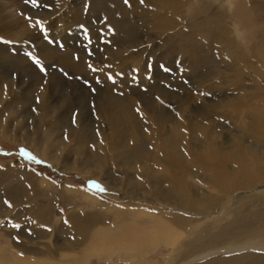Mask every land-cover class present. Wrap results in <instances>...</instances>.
<instances>
[{"label":"rangeland","instance_id":"rangeland-1","mask_svg":"<svg viewBox=\"0 0 264 264\" xmlns=\"http://www.w3.org/2000/svg\"><path fill=\"white\" fill-rule=\"evenodd\" d=\"M189 1L197 2L198 0ZM187 2L188 0L180 9V16H185L184 19H188L189 15ZM209 2L212 3L211 6L207 5V0H199V8H203L197 12L196 16H198L191 23L206 17L211 11L210 8L219 5L221 11H226L233 8L235 3L237 9L240 3L242 6L239 7L240 10L242 8L248 11H246L247 17L257 22L261 32L253 36L246 29L244 22L246 19L232 13L222 20L223 25H227L228 29L239 28L245 38L246 52L251 51L253 41L259 50L264 46V0H210ZM44 4H48L49 7L45 8ZM40 5L37 7L29 0H0V19L2 20V22L0 20V83L2 84L0 101L5 102L6 99V101H12L6 110L0 106V125H4L3 122L6 119L10 132L7 136L0 134V259L7 263L16 253L27 252L24 256H31L30 258H34L35 254L47 256L46 264H76V260L78 263L81 262L85 252L92 248L91 242H98L107 237L115 239L116 236H123V241L135 247L133 249L136 254L138 253L137 255L128 253L123 256L116 251L110 257H105L100 252L94 254L91 250L86 264H264V253L255 252L252 254L251 252H221V254L215 252L205 258L194 259L200 254L233 244L237 238L241 239L240 242L264 241V228L262 229L264 227V193L240 204L230 202L228 206H222L218 213L209 216L210 218L203 215L204 223L195 230L189 231L174 248L161 242L160 245H152L141 250L139 244L143 242L148 244L150 241L148 235L152 232L154 225L147 220V217L141 218L140 221L139 216L131 208L128 210L121 208L123 202L136 205L140 203L149 206L158 205L163 208L171 206L168 209L179 212L172 206V202L177 203L178 199L173 197L169 200L157 192V188L168 184L164 169H158V179L151 177L150 180H153L151 183L147 178L136 177L135 171L151 166V162L147 159L151 140L146 126L159 128L154 136L159 137L162 127L165 131H173L176 137L183 134L192 141L201 143L206 135L220 139L219 132L222 127H225L224 132L227 134L229 119L246 123L247 119L243 115L237 117L236 114H231L229 118H222L219 116L221 109L215 107L213 113L209 110V102L215 103L217 97L235 93L229 87L226 88L227 83L219 81V77L222 78L219 66L224 65L217 62L218 58L214 51L211 53L213 50L211 45L215 44L218 47L219 44L213 39L203 42L202 48L193 60L189 56L186 57L187 55L179 57L176 50L170 53L167 47L159 48L163 41L151 38L152 42L147 38V34L158 31L162 26L151 22L144 23L149 20V17L139 16L138 9L146 12L138 0H133L135 22L126 18L123 13L119 15L120 9L126 8L124 0H40ZM74 5L81 10L79 17H70V20L62 22L59 15L66 11V7ZM105 13H107L106 18ZM43 15L45 19L44 17L42 19ZM142 19L143 25L140 24ZM183 20L175 19L171 29L173 34L181 27L188 25V21ZM41 22L48 28V36L56 41L55 44L49 43L44 38ZM115 32L118 33L115 34ZM235 35L234 31L231 32V36ZM89 38L92 40L91 45L88 44ZM9 41L11 43H8ZM104 41H110V43ZM61 44L63 47L60 46ZM205 44L210 46L205 47ZM130 46L136 47L138 51L132 53ZM147 46L153 49L151 48L150 53L143 55L142 50H145ZM121 47L127 48V52L121 55L122 63L126 67L123 69L124 77L115 80V83L108 79L109 76L99 77L92 68H89V63L101 60L103 54L115 53L114 50L118 52ZM87 48H91L95 55L88 56ZM29 52L41 60L47 69L46 74L41 72L40 66L27 55ZM77 56L79 59H76ZM224 56L227 57L225 52ZM97 80L100 82L97 83ZM85 81H88V84H85ZM200 82H202L201 85ZM46 83H54L57 86V94L67 93L66 97L69 100L70 97L73 98L69 106L71 109L68 107L62 118L60 114L65 109H59L54 118L60 117V120H54L50 124L47 122L49 125L45 121L42 122L43 124L39 121L37 108L34 105ZM50 85L49 87L54 86ZM89 85L95 89L94 92L90 90ZM210 85L212 88H207ZM68 88H71V93L67 91ZM12 95H16L15 101ZM167 95L175 97L173 110L166 105L168 100L164 97ZM111 103H115L112 107L113 123L124 119L130 124L133 123L132 120L136 123L122 133L126 134L127 143L132 144L136 142V136L140 135V153L137 156L120 154L121 151L115 152L110 146L109 149L100 140L97 128L93 127L96 121L110 119V114L105 117V112ZM24 105L25 108L20 109ZM148 109L156 110L159 114L158 119L149 117L152 112ZM183 109L187 111L185 118L181 115ZM18 110H21L26 117L17 116L15 112ZM79 111L85 113L83 118L85 125L88 126L87 134L77 143L70 141L66 152L57 153L58 161L45 158L36 151L35 146L27 144L29 141L27 136L30 134L28 138H33L35 136L33 132L36 129L39 133L42 130V136L40 134L42 143H48V140L52 139H55L58 144L62 141L67 142L65 136L71 131L70 127L75 124L73 123L74 115ZM208 121L213 125V130L209 134L202 128ZM185 127L186 133H184ZM21 149L29 150L37 160L43 163L26 159L21 155ZM99 156L104 161L108 160L112 163L107 164L108 161L104 162ZM76 159L78 170L71 164L76 162ZM118 159H121L120 163L123 166ZM65 162L71 166L64 165ZM99 162L101 164H98ZM192 171L188 174V178L201 183L200 178L194 175L196 171ZM162 172H165V175ZM141 179L147 180L145 191L137 186L142 182ZM91 182H99L107 191H98L92 187ZM146 192L149 193V198H151L150 195L159 196L161 200H155L159 204H156L152 198L146 200L144 198ZM102 195H105L107 199ZM186 214L194 218L202 217L197 213ZM65 221L68 223L66 224ZM13 224H20L22 227L16 229L13 228ZM254 229H259L262 233L251 234ZM245 236H248L247 239ZM135 241L138 247L134 244ZM21 249L24 252H21ZM74 250L79 252L78 255L69 257ZM64 254L69 255L66 257ZM129 258H133V261Z\"/></svg>","mask_w":264,"mask_h":264},{"label":"bare ground","instance_id":"bare-ground-1","mask_svg":"<svg viewBox=\"0 0 264 264\" xmlns=\"http://www.w3.org/2000/svg\"><path fill=\"white\" fill-rule=\"evenodd\" d=\"M186 1L187 0H144V3L140 2L142 8L144 9L146 13L141 12V9H138V12H140L139 16L141 17L143 16L142 18L149 17V20H146L144 23L151 22V23H156L157 26H162V28H159L158 31L148 33L147 38H149L151 41H152L151 38L161 39L163 41V44L159 46V48L167 47L170 53L175 52L176 50L178 51L177 53L179 54V57L180 56L185 57L187 55L186 57L189 56V58H192V60L199 53L198 51L200 48H202L203 42H207L212 39L215 40L219 45L218 47L215 44L211 45V47L213 48L211 53L214 51L218 58V61L217 60L216 61L224 65V66L222 65L219 66V69H220L219 73L222 74V78L219 77L220 79L219 81H221L222 83H227L228 86L226 84V88L229 87L235 93H233L230 90V92L233 93L232 95L230 96L226 95L224 97H219V98L217 97L215 99L216 100L215 103H213L212 101L209 102L208 104L209 110L213 113L214 108L217 107V109L219 108L222 111V112L220 111L219 113V116L222 118L223 117L229 118L231 114H236L237 117H240L241 115H243L245 119L247 120H246V123H238L235 121H231L229 119L228 126L230 128L228 127L227 134L224 132L225 127H222V128L220 127L221 128L219 132V135H221L220 139L212 138L211 136L206 135V137L203 139L201 143L198 142L200 145H198L197 142L192 141V139H190L189 137L184 136L183 134L181 135L179 134V136L176 137L174 136L173 131H165L162 127H161V131H159L160 132L159 137L154 136V134H157V131L159 130V128H157V126L156 127L146 126L148 130L147 133L150 135V140H151V147L149 149V152L147 153L148 154L147 159L151 162L152 167L149 166L148 168L146 167V168L138 169L137 171H135L137 172L136 177L139 176L142 178H147L148 181H150L151 183V181H153V180H150L151 177L153 178L154 176L156 177V179H158L157 178L158 169L159 168L164 169L166 171V173L164 172L166 174L165 180L168 182V184H166V186L164 187L161 185L162 188L161 187H160L161 189L157 188V192L163 195L165 198H169V200H172L173 197L178 199L179 201L177 203L172 202V206L174 207L172 208L179 212H174L168 209V207H171V206H167L163 208L158 205L156 206L150 205L151 206L150 207L148 204L147 206L145 204H140V203L139 205H136L134 203H125V202L121 204L122 206L120 205L121 208L123 207V209L125 210H128L131 208L133 212H136V214L139 216L140 221H141V218L147 217L148 218L147 220H150L152 225H154L152 228L153 229L152 232L148 235L150 237V241L148 242V244L144 242L142 244H139V248L140 249L142 248L144 250L145 248H148L149 246L158 245L161 242H164L166 245H169L173 248L175 246L177 247L181 239L187 236L186 234H188L189 231L191 232L192 229L195 230V228L200 227L201 224L204 223L203 215L204 217L206 216L208 218L209 216L218 213L219 210L222 208V206L223 207L228 206L230 202H233L234 204H240L249 198L251 199L252 197H255V196H258L264 193V102H263L264 101V46H262L259 50L257 49L258 46L256 45V43L253 41L251 51L246 52L245 38L243 37L242 33H240L239 28L228 29L226 27L227 25L226 26L223 25L222 20L225 17H228V14L230 13H232V15H236L237 17L245 18L246 21H244V19L242 20L246 24V29L253 36L258 35L261 32L260 28L257 22H255V20L253 22L249 17H247V14H248L246 13L247 10L245 9L243 10L242 8L240 10L239 8L241 6L240 3L237 9H236V3H235L233 8L226 9V11H221L219 9L221 8V6L219 5L218 7L213 6L215 8H212V9L210 8L211 11H209L206 17H202L201 19L199 18L200 20H197V22L191 23V21L195 19V17L198 16V15L196 16L197 12L200 11L203 7L201 9L199 8V0L197 2H191L188 0L186 5L189 10V15H188V19H184L185 16L184 17L180 16V9L182 5L185 4ZM207 1H208L207 5L211 6L212 3L209 2L210 0H207ZM125 7L126 8L120 9L119 15L120 13L121 14L123 13L126 18H128L132 22H135L134 21L135 11L133 9V0H130V3L128 5H125ZM217 9H219L220 11ZM80 11L81 10H79L77 6L75 5L69 6V7H66V11L64 13H61V15H59V18L61 19L62 22H64V21L70 20L69 19L70 17H79ZM65 14L66 16H64ZM104 15L106 18L107 13H105ZM43 17L44 15L42 16V19ZM175 19H178L180 21L184 19L188 21V25L186 27H181L178 32L173 34L171 29H172L173 22L175 21ZM140 24L143 25V19ZM233 31L236 34L234 37L231 36V32ZM117 33L115 32V34ZM206 45L210 46L209 44H205V47ZM131 48H132V53L138 51L136 47H131ZM151 48L152 47L148 48L147 46L145 50H142L143 55H145L146 53H150ZM114 51L115 53L109 52L107 55L103 54V57L101 60L100 59L98 61L94 60V62L92 63L93 68L99 69V71H95L99 77L106 76L107 78V76H112L115 78V80H118L124 75L123 69H125L126 65L122 63L123 58L121 57V55L127 52V48L123 47L122 49L121 47V49H119L118 52H116V50ZM114 51H111V52H114ZM224 52L226 53L227 57L224 56ZM204 57L206 56L204 55ZM135 58L137 59V57ZM214 65H218V64H214ZM2 80H3V77H2ZM201 81L204 82L203 80ZM202 82H200V85ZM50 84L54 86H51ZM204 84H207V83H204ZM248 84L250 86H248ZM49 85L51 87H49ZM0 86H2L1 83H0ZM211 86L212 85L208 86L207 88H212ZM56 87L57 86H55L54 83L44 84L43 89L39 93V103H37V101L34 103V105L37 108V116L39 117V121L41 123L45 121V123L49 122L50 124V122L52 121L54 122V120L59 121L60 117H58V119L54 118L56 116V113H58V110L61 108L65 109V110L63 109L64 112L60 114L62 118V115L65 113L66 109L73 102L72 97H70V100L66 97L68 95L67 93L65 95L57 94ZM67 91L70 93L72 92L71 88H68ZM16 95L14 96L12 95V98L14 101L16 99L15 98ZM164 98L168 100V102L166 103L167 107L173 110V108H175L174 107L175 97H172L171 95H167ZM6 100L5 102L0 101V106H2V108H5V110L9 106V104L12 102L10 100L8 101ZM114 104L111 103V105L109 104L110 106L106 108L105 117H107L110 114V119L108 121L106 120H103L101 122L96 121V125L95 126L93 125V127L97 128L98 136L100 137V140L104 144H106L108 148L110 146L113 148L115 152L121 151L120 154L137 156V154L140 153V150H139L140 140H141L140 135L136 136V142L132 144V143H127L126 134L122 133L123 131H126V129L129 128L132 124L134 125L136 123H134V121L132 120L131 122L133 123L130 124V122H127L125 119L123 121L118 120L119 122L113 123L114 119H113V114H112L113 112L112 107ZM23 107L25 108V105L21 106L20 109H24ZM181 107L182 106H180L179 108ZM148 110L152 112L151 116L147 114L149 117H151L152 119H158L159 114L158 112H156V110H150V109ZM181 111L180 112H181L182 117L185 118L187 115V111L184 109ZM2 112H3V109H2ZM15 114L17 116H20L21 118L26 117V115L21 110L16 111ZM83 115H85V113L80 112V111L75 115L76 117L75 124L72 127H70L71 131L67 134V142L62 141L58 144L55 142V139H52L50 141L48 140V143L45 141H44L45 143H42V137H41L42 130L39 133L38 129H36L33 132L35 134L33 138H28L30 134L27 136V139L29 140L27 144L30 143V145L35 146L36 151L41 153L45 158L47 157L49 159L58 161V158L56 156L57 153H62V152L64 153V151L67 150L70 141L73 140L77 143L79 139H82L86 136L87 134L86 127L88 126L85 125V120L83 118ZM3 123H4V125L2 124L3 126L0 125V134L2 136L4 135L7 136L10 133L8 130L9 124L6 123V119L4 120ZM211 123L212 122L209 123V121L205 122L204 124L205 127H202L203 130L207 132V134H209V132L213 130L212 128L213 125ZM114 124H117V125H114ZM28 132L29 130L27 131V134ZM186 132H187V128L185 127L184 133ZM116 157L118 158L117 155ZM101 160L103 159L101 158ZM120 160H119V163L121 162ZM107 161H104V162H107ZM110 163L108 161L107 164H110ZM71 164H73V166L75 167L78 166L77 159H76V162L71 163ZM98 164H101V163L99 162ZM64 165L71 166L69 165V163L66 164V162L64 163ZM109 166L110 165H108V167ZM81 168L79 170H81ZM107 170L108 169H106V171ZM192 170L196 171V172L194 171L195 172L194 175L197 178L198 177L200 178L201 183H196L193 180H191V178H188L189 177L188 174L192 173L193 172ZM103 174H105V172ZM146 181L144 179L141 183H138L137 186L139 187L140 190L142 189L145 191V189H147ZM139 189H137V191H139ZM102 196L105 197V195H102ZM150 196L152 199H154V202L157 199H159L158 201L161 200L160 198H158L159 196L158 197L153 196V195H150ZM105 198L107 199V197ZM144 198L146 200H149V199L151 200V198H149V193L147 192ZM156 204H159V203H156ZM190 212L197 213L202 217L194 218V217L187 216L186 213H190ZM263 228L264 227H262V229ZM259 229H254V231H252L251 234L262 233ZM122 237L123 236H120V237L116 236L115 239H110L111 237H107L106 239H101L98 242L96 241L91 242L92 248L89 251L85 252V256L81 262L83 264H86V260L88 256L90 255L91 250L94 252V254L95 252H97V254L98 252H100V254L105 255V257H110V255L116 251L120 252L123 256H126V254L128 253L136 254L135 250L133 249L135 247L132 244L130 243L128 244V242L126 243L125 241H123ZM245 237L247 239L248 236H245ZM240 240L241 239L237 238V240H235L233 244L226 245L225 247L218 249V250L214 249L215 251H212V252L210 251L208 253L200 254V256H197L194 259L205 258L211 253L213 255V253L215 252H218L220 254L221 252H229V253H241V252L249 253L251 252V254L254 252L264 253V241L258 242L259 240L258 241L247 240L245 242H240ZM134 244H137V247H138V243L136 241ZM20 251L22 252L23 250L21 249ZM24 253H21V254L20 252L16 253L15 254L16 256L14 255L13 259L10 261H7V263H5L4 260L0 259V264H42V262L43 264H46L45 261L48 262L47 256L43 257L41 255L39 256L38 254H35L34 258H30L31 256L30 257L24 256L27 252L25 254ZM78 253L79 252L77 250H74L71 253L72 256L70 255L69 257L71 258L76 257ZM68 255L69 254H64V256L66 257ZM132 259L129 258V260L133 261ZM81 262L78 263L76 260V264L77 263L81 264Z\"/></svg>","mask_w":264,"mask_h":264},{"label":"snow or ice","instance_id":"snow-or-ice-1","mask_svg":"<svg viewBox=\"0 0 264 264\" xmlns=\"http://www.w3.org/2000/svg\"><path fill=\"white\" fill-rule=\"evenodd\" d=\"M29 2L33 5H36L37 7L41 6L40 5V0H29ZM141 3H144V0H140ZM124 3L126 5H128L130 3V0H124ZM45 8H48L49 5L48 4H44L43 5ZM29 19H31V17H28ZM41 31L42 33L44 34V38L46 40H48L49 43H52V44H55L56 41L54 39H50L49 36H48V28H46L43 24V22H41ZM114 31V30H112ZM105 43H110V41H104ZM8 43H11L10 41ZM88 44L91 45L92 44V40L91 38H89L88 40ZM61 47H63V45L61 44L60 45ZM99 50V49H98ZM27 55L32 59V61L36 64V65H39L40 66V71L43 72V73H47V69L43 66V64L41 63V60L39 58H37L36 56H34L31 52L27 53ZM87 55L88 56H94L95 55V52L91 49V48H87ZM76 59H79V57L77 56ZM89 68H92L93 71H99V69H96V68H93L92 64L89 63ZM65 75H67V73H65ZM108 79L112 80L113 83H115V78L112 77V76H109ZM97 83H99L100 81L97 80L96 81ZM85 84H88V81H85ZM6 87V86H5ZM90 87V90L91 91H95L94 88H91V85H89ZM157 99H160L159 97H157ZM37 103H39V98L37 97ZM33 111H35V109H33ZM73 123H75V115H74V119H73ZM65 138L67 139V136H65ZM21 155L23 157H25L26 159L28 160H32L34 162H37V163H43V161H40V160H37V158L27 149H21ZM91 185L93 188H96L98 191L100 192H105L107 191V189L101 185L99 182H91ZM7 203V202H6ZM9 206H11L9 204ZM65 223L67 224L68 221H65ZM22 225L20 224H13V228H16V229H19L21 228ZM49 231H51V229H48Z\"/></svg>","mask_w":264,"mask_h":264}]
</instances>
